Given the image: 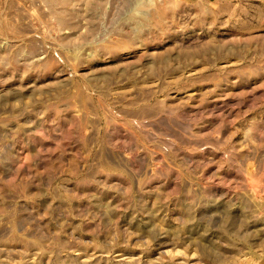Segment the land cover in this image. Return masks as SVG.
Instances as JSON below:
<instances>
[{"label": "rangeland", "instance_id": "obj_1", "mask_svg": "<svg viewBox=\"0 0 264 264\" xmlns=\"http://www.w3.org/2000/svg\"><path fill=\"white\" fill-rule=\"evenodd\" d=\"M209 1L0 0V264H264V0Z\"/></svg>", "mask_w": 264, "mask_h": 264}, {"label": "crops", "instance_id": "obj_2", "mask_svg": "<svg viewBox=\"0 0 264 264\" xmlns=\"http://www.w3.org/2000/svg\"><path fill=\"white\" fill-rule=\"evenodd\" d=\"M205 2H208L209 4H212V1L209 0H205ZM206 4V3H205Z\"/></svg>", "mask_w": 264, "mask_h": 264}]
</instances>
